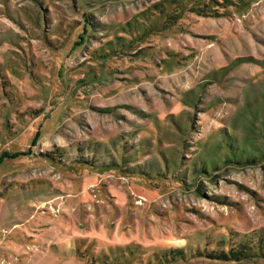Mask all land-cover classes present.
<instances>
[{
	"label": "rangeland",
	"instance_id": "rangeland-1",
	"mask_svg": "<svg viewBox=\"0 0 264 264\" xmlns=\"http://www.w3.org/2000/svg\"><path fill=\"white\" fill-rule=\"evenodd\" d=\"M0 264H264V0H0Z\"/></svg>",
	"mask_w": 264,
	"mask_h": 264
},
{
	"label": "trees",
	"instance_id": "trees-1",
	"mask_svg": "<svg viewBox=\"0 0 264 264\" xmlns=\"http://www.w3.org/2000/svg\"><path fill=\"white\" fill-rule=\"evenodd\" d=\"M14 155H16V154H11V155H9V154H4V156H14Z\"/></svg>",
	"mask_w": 264,
	"mask_h": 264
}]
</instances>
